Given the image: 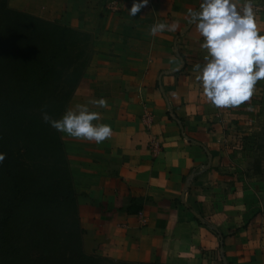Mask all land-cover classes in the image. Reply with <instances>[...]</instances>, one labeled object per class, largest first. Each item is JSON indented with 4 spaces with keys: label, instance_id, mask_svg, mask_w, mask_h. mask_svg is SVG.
Instances as JSON below:
<instances>
[{
    "label": "crops",
    "instance_id": "obj_1",
    "mask_svg": "<svg viewBox=\"0 0 264 264\" xmlns=\"http://www.w3.org/2000/svg\"><path fill=\"white\" fill-rule=\"evenodd\" d=\"M111 1L119 2L120 13L109 10ZM253 1L258 4L260 0ZM12 2L9 0L18 11L96 37L111 35L130 47L143 44L149 49L150 42L151 47L153 41L157 43L156 58L151 65L138 67L139 63L134 61L136 77L147 78L145 86L134 88L155 93V108L148 107L156 111L152 124H146L141 118L143 111L138 108L137 118L107 121L112 136L100 144L95 142L99 162L90 167L88 164L93 162L88 161L84 175L75 178L76 192L85 200L81 213L83 248L89 255H109L131 263L200 264L205 257L200 245L209 240L214 247V237L199 227L190 207L177 200L182 201L185 183L198 167L199 151L191 143L204 149L201 143L185 136L178 118L182 112H192L189 121L200 124L201 114L205 113L202 99L205 96L193 71L195 65L182 70L185 65L182 67L180 57L182 54L188 63L190 56L204 58L205 51L200 47L203 38L187 15L189 10H199L201 0H148L133 17L128 11L139 0ZM236 2L242 7L245 0ZM36 9L38 12H34ZM156 22H176L178 27L174 32L151 36L149 29ZM146 58L145 54L143 61ZM156 88L160 94L155 92ZM119 92L126 93L117 87L116 93ZM117 97L106 99V108L113 112L112 116L114 111L128 108L126 97ZM167 108L176 109L177 114L169 111L170 117L173 112L176 118L171 117L173 121L164 116ZM212 121L217 122L216 117ZM192 192L193 189L185 195L186 200ZM222 234L227 264H264V216L252 220L233 237L226 232ZM219 236L223 238L221 233Z\"/></svg>",
    "mask_w": 264,
    "mask_h": 264
},
{
    "label": "trees",
    "instance_id": "obj_2",
    "mask_svg": "<svg viewBox=\"0 0 264 264\" xmlns=\"http://www.w3.org/2000/svg\"><path fill=\"white\" fill-rule=\"evenodd\" d=\"M87 41L0 0V264H102L84 251L61 136L41 117L66 111L89 64Z\"/></svg>",
    "mask_w": 264,
    "mask_h": 264
},
{
    "label": "rangeland",
    "instance_id": "obj_3",
    "mask_svg": "<svg viewBox=\"0 0 264 264\" xmlns=\"http://www.w3.org/2000/svg\"><path fill=\"white\" fill-rule=\"evenodd\" d=\"M252 4L255 26L258 33L264 35V0H260L258 4L252 0ZM8 5L11 9L18 11L15 6L13 8L10 5L9 0ZM41 8H39L40 11ZM121 11L120 5V10L117 13ZM34 12H38V9ZM34 17L39 18L36 15ZM39 19L47 21L43 18ZM87 42L89 64L67 109L76 104H88L92 99L103 98L106 100L109 98L111 100L113 96H118L117 98L124 96L127 99L128 103H125L128 108L114 111L113 116V112L108 108L88 105L90 110L100 114L98 123L105 124L111 119L122 122L125 117L137 118L139 114L135 112L136 108L143 111L141 118L144 119V116L149 114L154 119L156 111L150 110L148 107L155 108V93L147 94L142 88H134L145 86L147 81L146 77H136L138 71L134 61L139 63L140 66L138 67L151 65L150 63L156 58L157 48L155 45L157 43L153 41L154 46L151 47L152 42H150L149 49L143 44L130 47L128 44H123L121 40H114L111 35L96 37L92 34H89V41ZM145 54L148 58H146L147 61H143ZM188 59L189 65L192 66L204 62L203 58H198V56H190ZM117 87L125 90L126 93H116ZM154 90L160 94L157 88ZM202 99L205 113L201 114L202 121L200 124H191L189 119L193 116L191 115L192 112H182L180 113L181 117H178L183 125L185 136L203 144L210 153L208 156L204 149L191 143L199 151V161L198 167L194 168L188 177V179L193 177L191 181L193 188L190 186L186 194L192 189L193 192L187 200L185 198V205L190 207V213L193 210L202 217L203 220H199L193 216L199 227L205 232L208 231L206 233L213 235L215 240L214 247L209 243V240H205L200 245L202 256H205L200 264H227L226 258L225 261L223 259L225 257V237L222 233L226 232L228 237H233L242 229H246L252 220L264 216V79L257 82L250 99L239 106L216 108L211 105L206 97H202ZM169 111L177 114L176 109L167 108L164 113L168 120L173 121ZM212 115L216 117L217 122L212 121L214 118ZM93 123H97V121ZM198 125L200 126L199 130L197 129ZM60 136L75 188V178L84 175L83 172L88 167L86 163L92 161L93 163L88 165L93 167L92 164L99 162H97L98 159L94 152L96 143L95 141L74 139L64 134H60ZM210 158L211 162L209 163ZM177 202L182 204L181 199ZM77 204L76 218L81 223V213L83 206H85V200L78 193ZM213 227L223 235V238L222 236L220 238V233L214 231ZM62 256L63 253L60 257ZM97 257L102 260V264L131 263L122 258L115 259L109 255ZM167 264L189 263L175 261Z\"/></svg>",
    "mask_w": 264,
    "mask_h": 264
},
{
    "label": "clouds",
    "instance_id": "obj_4",
    "mask_svg": "<svg viewBox=\"0 0 264 264\" xmlns=\"http://www.w3.org/2000/svg\"><path fill=\"white\" fill-rule=\"evenodd\" d=\"M147 3L148 0L134 2L129 15L135 16ZM187 15L203 38L200 47L205 51L204 62L193 68L203 95L216 108L235 107L248 101L257 82L264 79V35L255 26L252 0H245L242 7L236 0H201L199 10H189ZM177 27L176 22H156L149 34L174 32ZM89 104L107 107L105 99H92L88 104L66 109L59 119L45 110L41 117L60 134L100 144L112 136V128L98 123L100 114L90 110ZM5 158L0 153V164Z\"/></svg>",
    "mask_w": 264,
    "mask_h": 264
},
{
    "label": "water",
    "instance_id": "obj_5",
    "mask_svg": "<svg viewBox=\"0 0 264 264\" xmlns=\"http://www.w3.org/2000/svg\"><path fill=\"white\" fill-rule=\"evenodd\" d=\"M192 24V23H191ZM191 26V25H190ZM190 26L188 27V29L190 28ZM188 29H186V31L188 30ZM185 31V32H186ZM181 62H182V67H184V65H185V62H184V60L181 58ZM180 70V69H179ZM174 72H176V71H171V73H174ZM160 88H161V90H162V87H161V85H160ZM170 114H171V117H173V119H176L175 118V116H174V114H173V112H170ZM178 121V120H177ZM182 127V126H181ZM199 144V143H198ZM201 147H203L205 150H206V148L203 146V145H201V144H199ZM206 153L208 154V156H210V153H209V151H207L206 150ZM211 162V158L209 159V163ZM193 180V177H191V178H189L188 179V181L185 183V189H184V192H183V194H182V203L185 205V195H186V193H187V191L189 190V188H190V186H191V181ZM191 213L197 218V219H199V220H203L202 219V217H200L195 211H193V210H191ZM214 231H216L217 233H218V230L216 229V228H214ZM220 238H221V236H220ZM223 259H224V261H225V257H223Z\"/></svg>",
    "mask_w": 264,
    "mask_h": 264
},
{
    "label": "built area",
    "instance_id": "obj_6",
    "mask_svg": "<svg viewBox=\"0 0 264 264\" xmlns=\"http://www.w3.org/2000/svg\"><path fill=\"white\" fill-rule=\"evenodd\" d=\"M109 10L112 12H119L120 10V4L116 1H112L111 3H109ZM152 119L151 116L149 114L144 116V121L146 122L147 125L152 124Z\"/></svg>",
    "mask_w": 264,
    "mask_h": 264
}]
</instances>
